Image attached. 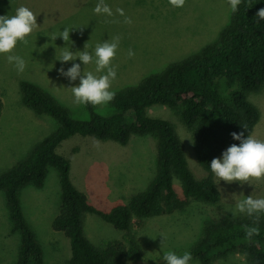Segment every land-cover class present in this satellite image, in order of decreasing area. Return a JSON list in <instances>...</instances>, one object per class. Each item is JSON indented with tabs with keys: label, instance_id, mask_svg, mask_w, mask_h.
I'll return each instance as SVG.
<instances>
[{
	"label": "rangeland",
	"instance_id": "rangeland-1",
	"mask_svg": "<svg viewBox=\"0 0 264 264\" xmlns=\"http://www.w3.org/2000/svg\"><path fill=\"white\" fill-rule=\"evenodd\" d=\"M98 0H0V16L14 15L21 5L37 16L38 27L27 37L29 43L18 42L13 54L21 56L26 67L18 73L7 56L0 54V89L4 107L0 118V174L22 161L34 146L56 129L49 116H37L22 105L19 82L27 80L50 93L66 107L71 117L89 120L85 105L75 104L70 87L79 84L59 74L77 59L62 63L56 55L67 46L62 37L50 40L52 33L64 28H74L70 33L68 47L73 52L83 51L86 42L92 52L98 43L119 36V47L112 64L117 67V77L112 89L117 92L138 85L146 77L159 73L171 62L201 50L217 40L222 29L228 25L231 7L228 0H186L181 8L173 7L168 0H104L114 15H97L94 7ZM124 9L132 23H123L124 17L116 13ZM118 21V22H116ZM135 52L128 57V51ZM86 70L95 72V65ZM99 75V74H97ZM229 96V91H223ZM249 101L260 111V120L252 135L264 140V87L249 94ZM102 115L114 113L110 104L95 106ZM152 118L168 120L179 136L188 167L201 180L210 174L198 164L193 134L184 125L180 111L165 105H153L146 110ZM98 142L99 147L95 146ZM71 164V181L83 192L92 206L107 212L116 205L128 204L132 196L144 191L156 173L157 140L153 136L132 135L126 145L110 140L75 135L57 148ZM223 154V153H222ZM222 154L220 157L222 159ZM221 193L219 204L213 205L195 199L186 200L181 183L174 178L173 185L179 199L186 203L170 214H162L144 220H135L132 234L143 251V259L127 264H166L164 253L177 255L189 252L204 235L205 226L212 221L247 215L233 210L238 200L252 195L264 198V179L227 183L218 181ZM25 219L43 248L45 264H66L71 257L70 241L63 232L53 228L61 202L58 171L49 167L44 186L38 189L27 186L20 192ZM86 237L96 246H103L122 238L124 233L99 216L86 214L84 220ZM6 203L0 192V264H14L20 246L19 233H12ZM162 247V241L164 240ZM190 264H199L192 257ZM212 264H247L241 251L213 259Z\"/></svg>",
	"mask_w": 264,
	"mask_h": 264
},
{
	"label": "trees",
	"instance_id": "trees-1",
	"mask_svg": "<svg viewBox=\"0 0 264 264\" xmlns=\"http://www.w3.org/2000/svg\"><path fill=\"white\" fill-rule=\"evenodd\" d=\"M261 8L264 0H241L216 41L167 64L138 85L115 92L109 102L114 109L110 115L99 114L95 106L88 104L85 107L89 120L75 119L50 93L30 81L19 82L22 105L37 116L51 117L57 127L22 161L0 174V192L11 231L20 235L14 264H45L43 248L25 219L20 192L30 185L41 189L49 167L59 175L60 211L53 228L70 241L71 257L66 264H127L142 260L143 251L132 234L134 221L182 208L186 202L178 198L174 178L180 181L186 200L220 203L221 193L211 176L210 163L232 144H240L231 133L244 131L246 138L260 120V111L248 98L264 87V20L255 17ZM224 90L229 91V96ZM153 105L179 109L184 125L193 134L198 164L209 177L195 178L172 123L146 115L147 108ZM3 107L0 89V118ZM75 135L121 145H126L132 135L153 136L157 140L156 173L148 187L132 196L128 204L116 205L110 211L92 206L71 181L70 161L57 153L60 144ZM86 214H96L124 235L96 246L85 234ZM245 225L254 226L253 218L236 215L209 222L203 237L189 252L199 264H212L214 258L237 251L244 254L247 264H264V213H260L259 235L247 238Z\"/></svg>",
	"mask_w": 264,
	"mask_h": 264
},
{
	"label": "clouds",
	"instance_id": "clouds-1",
	"mask_svg": "<svg viewBox=\"0 0 264 264\" xmlns=\"http://www.w3.org/2000/svg\"><path fill=\"white\" fill-rule=\"evenodd\" d=\"M12 0H10L11 4ZM173 7L181 8L185 5L186 0H168ZM231 11L235 13L241 0H228ZM97 15H106L111 17L114 15L111 7L105 4L104 0H98L94 7ZM116 13L124 17L123 23L131 24V17L125 15L124 9L117 8ZM255 17L264 20V8L257 11ZM118 22V21H116ZM38 27L37 16L26 6H19L15 9L14 15L0 16V54L7 56L10 64H13L18 73H23L26 67L25 60L13 54L18 42L24 45L29 43L27 37L30 36L35 28ZM74 28H64L59 33L47 35L50 40L55 41L58 37H62L67 46L63 47L56 59L62 63L76 61L79 59L83 65V71L80 63H74L65 71L63 67L59 69V74L67 77L70 81H76L79 78L77 86L70 87L74 97V103L78 105L93 106L106 105L115 98V91L112 89V81L117 77V67L112 64L119 47L120 37H112L111 39L98 43L92 52L88 51V42L84 45L83 51H71L68 47L72 41L70 33ZM135 52L132 49L128 51V57H134ZM89 64L95 65V72L86 70ZM99 74V75H97ZM247 130L246 126L242 127ZM234 140L240 141V144H232L222 154L221 158H214L210 163L211 171L214 177L220 182L225 181L232 183L239 181L241 184L249 183L251 180L264 179V140L257 139L254 135L248 134L245 138L244 131L239 133H231ZM99 147L98 142L96 143ZM219 185V184H217ZM238 211L246 213L253 218L254 226H244L246 237L251 239L254 235H259L260 213H264V198H253L252 195L244 199L238 200L233 215ZM162 241V247L164 246ZM166 264H190L192 255L185 252L182 256L177 255L173 251H167L163 256Z\"/></svg>",
	"mask_w": 264,
	"mask_h": 264
}]
</instances>
